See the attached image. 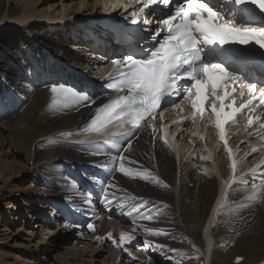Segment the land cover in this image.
<instances>
[{"label":"bare ground","instance_id":"6f19581e","mask_svg":"<svg viewBox=\"0 0 264 264\" xmlns=\"http://www.w3.org/2000/svg\"><path fill=\"white\" fill-rule=\"evenodd\" d=\"M125 3L124 0H115L112 9L103 5V12L94 16V20H86L87 24H84L83 33L95 28L90 25L91 23L98 21L100 24L104 13L116 18L128 16V12L132 9L129 8L128 12H124L122 5ZM8 4L10 3L7 0H0V22H8L0 25V98L9 102L7 110L0 112V155L6 153L5 156H2L7 158L10 153V157H12L16 148L27 144L31 151H34L36 162H30V165L26 167L20 164L17 167V162L14 163L15 160H11L10 163L5 162L3 166L0 162V172L6 170L5 172L8 173L7 171L11 172L12 170L15 173L14 179H18L20 183L27 180V184L22 190L11 186V182L9 186H0V206L3 201H11L20 205V207L8 206L11 211L3 212V214H8L5 222L14 227L15 221H17L16 211L22 210L26 211L27 223L30 228H33L27 232L20 228L17 232L18 238H22L21 232L30 236L25 240L26 246L23 251H12L9 245L3 244V248H0V264H33V260L38 258H41L40 262L47 264L53 256L52 264H112L108 257L103 255L106 250L102 248V245L92 247L94 250L90 251L76 250V247H64L62 241H70V238H75L77 241L74 244L81 246V242L85 241L91 232L105 237L110 232L117 240L122 232L135 237L126 247L132 251L137 260H129L127 256V260H125L127 253L123 251V248H119L118 257L112 259L114 264H133V262L163 264L159 262L161 260L173 264L172 260L167 259L163 253L154 248L144 247L147 250V256L131 249L134 246H139L138 249H140L144 246L145 239L152 244H165L167 248L175 249L177 253L187 254L178 257L183 264H264V206L257 204L250 209L243 210L241 215L246 216L247 222L236 221L231 224V229L229 227L231 218L227 214L217 215V202L225 193L226 181L230 180L232 172L231 159L221 149L218 132L213 124L205 122L193 129L188 121H184L178 124V127L183 124L184 129L187 127L191 129L190 132L197 131L196 137L199 146L205 149V157H201V159L210 162L209 166L217 173V176L212 170H206L197 164L192 165L189 155H187L189 159L186 158L187 147L182 146L180 140L176 141L177 129L172 130V125L173 121L181 120L188 114L178 113L172 109L165 110L163 118L160 117L157 122L155 129L160 140L156 139L151 131L143 128L139 138L133 140L132 149L124 153L138 161L137 164L126 162V167L134 171L147 170L152 173V177L145 180L139 177L134 178L132 175L125 176L119 171L110 173L102 167H96L97 163L106 161L107 158L102 155H91L85 149L93 142L102 143L104 137L87 138L91 142L85 145L58 140L61 137L65 140L70 139L73 135L82 136V133H75L89 120L91 109L81 107L77 111L69 107L57 111L56 108H60V105L50 109L51 93L48 86L63 84L86 93L84 87L87 86L91 96L102 97L97 101L98 104L107 102V99L100 94L102 84L97 81L96 77L99 76V73L101 78L107 77L108 73L112 71V65L106 66V63L101 62L98 58H113L117 56L119 49L113 46L97 49L92 45L91 38L94 36L110 40L112 34L99 27L97 30L103 34H83L87 37L88 42L81 44L79 41L80 49L87 52L86 48H92L91 50L99 52L98 56L93 55L98 57L95 58L99 60V67L92 69L90 66H86L81 57L73 56L67 50L68 43L65 42L63 30L49 24L40 26V21L50 19L49 16L43 17V13L30 8H20L17 5ZM21 19L28 23L30 20H39L40 23L33 22L26 26L12 24L22 21ZM75 31V29L72 30L73 38L76 34ZM100 66H102V70ZM93 74L96 75L95 78ZM95 107L96 105L92 106L93 109ZM18 110L19 112H16L17 114L11 118L13 112ZM162 121L164 123L169 121V123L162 125ZM165 125L168 126L167 138L169 144L172 145L171 148L164 144L163 129ZM6 131H9L11 146L14 145L10 152L5 151L8 143L2 137ZM66 132H71L73 135L65 138L61 133ZM228 132L237 160L238 176L246 171V167H244L246 164H240L244 156L240 160L237 154V145L241 140L248 142L252 139L250 140V137L245 134L244 122L230 126ZM201 135L204 136L203 140L199 138ZM194 143L195 141H190L189 146L193 147ZM256 146L258 145L256 144ZM191 150L193 151V149ZM16 154L20 155L18 150ZM25 155L28 154H24L22 157L24 158ZM243 176L246 175L243 174ZM89 177L97 179L93 181ZM104 180L115 185L114 188L108 189L109 197L113 199L110 208L104 207L101 195L100 185ZM73 182L77 185L75 189L71 187ZM88 184L100 192V198L91 197L92 207L84 204L81 199L89 195ZM30 194L33 195L34 202L46 206L41 208L42 206L34 207L31 203L28 204ZM244 195L241 191V200ZM22 202L23 204H21ZM141 202L146 207L141 208L140 213L154 212L159 209L162 214L154 217L153 221H148L139 219L140 214L133 213V216L137 217L136 222L133 223L132 217L128 216L126 212L133 204L139 205ZM76 205H79V208ZM49 209L52 210L51 217L53 219H41L40 215L44 212L43 210ZM65 210L80 214L83 221L80 225L74 218L68 220L73 225L66 226L68 230L61 233L60 230H53L51 227L57 228L56 220L62 217ZM32 212L33 215H31ZM93 213L96 214V217H93ZM99 217H103L101 221H99ZM115 217H119V226L112 220ZM33 220H39V222L34 225ZM123 222L130 223L132 226H121ZM87 223H93L94 230L87 229ZM144 226L163 229L169 235L149 236L143 231ZM9 230L6 228L4 232L7 233ZM237 232L239 235H236ZM59 234L67 236L59 238ZM136 240H138L137 243H135ZM170 245L172 246L169 247ZM192 245L200 250L199 254L195 252ZM62 250L65 251L62 252ZM43 254L46 257L43 258ZM175 254L168 253V255ZM196 255H199L198 261ZM86 257L88 258L86 259ZM148 257H153L156 261L153 262V259ZM238 258L242 259L238 261Z\"/></svg>","mask_w":264,"mask_h":264},{"label":"snow or ice","instance_id":"6c2138e0","mask_svg":"<svg viewBox=\"0 0 264 264\" xmlns=\"http://www.w3.org/2000/svg\"><path fill=\"white\" fill-rule=\"evenodd\" d=\"M122 7L124 12L132 9L125 19L130 17V24L136 27L129 28L122 23L110 26L115 42L121 45L120 54L111 60L112 71L108 73L111 79L104 85L114 98L98 104L100 96L53 84L48 86L49 108L60 105L57 111L69 107L77 111L81 107L91 109L89 120L75 133L85 134L86 139L77 143L85 145L87 138L104 137L102 143L93 142L85 149L91 155L107 158L95 166L145 180L152 177V173L126 167V162L137 164L138 161L124 154L132 149L133 140L139 138L143 122L149 121L147 126L152 127L154 133L156 129L151 121H155L158 114L163 118V111L171 108L178 113H189L173 121L174 124L188 121L193 129L205 122L213 124L231 159L232 172L230 180L226 181L225 193L217 202V215L227 214L231 218L230 229L236 221L247 222L241 212L264 200V172H259L257 166L250 169L249 179L237 176V160L228 144L226 126H236L243 121L247 136L264 142V51H260L264 50V0H126ZM154 22V27H146ZM8 103L0 98V112L7 110ZM162 103L165 109L161 108ZM93 105H96L94 109ZM163 131L164 144L171 148L167 125ZM197 134V131L191 132L193 136ZM61 135L68 138L73 133ZM199 138L203 140L204 136ZM248 146L250 151L244 155L259 153L264 164V144L259 148ZM71 187L75 189L76 183ZM114 187L108 181L100 185L105 208L113 204L108 189ZM241 191L248 193L243 200ZM91 197L89 193L81 199L92 207ZM144 207L141 202L127 210L133 223L137 219L133 213L148 221L162 214L159 209L140 213ZM86 227L94 230L93 223H87ZM143 231L153 237L169 235L163 229L147 226ZM106 238L117 248H123L127 258L137 260L126 247L135 239L133 235L122 232L117 240L109 232ZM144 247L160 251L173 264H183L178 257L187 255L165 244H152L147 239ZM192 247L200 253L195 245Z\"/></svg>","mask_w":264,"mask_h":264},{"label":"rangeland","instance_id":"374dc122","mask_svg":"<svg viewBox=\"0 0 264 264\" xmlns=\"http://www.w3.org/2000/svg\"><path fill=\"white\" fill-rule=\"evenodd\" d=\"M96 1L95 0H7V2L10 3L8 5H12L13 4V5H17L20 8H30L31 10H35L36 12L43 13V17L44 16H49V18L51 19V20L50 19H45L44 21H40L41 23L39 22V20H32V21L30 20V22L28 23L25 20L21 19L22 21L13 22L12 24L17 25V26H26L28 24H33V22H36V23H40L41 25L37 24V25H40V26H45V25L49 24L52 27H56V28H59V29L63 30L65 32V42L68 43L67 50L70 52L71 55L77 56V57H81L83 62L86 63V66L87 67L90 66L92 69L93 68L96 69L97 67H99V64H100L99 60H97V59L94 60L95 57L92 56V55L91 56L90 55L89 56L84 55L85 52H83L84 53L83 55H80L79 50H81L80 49L81 45H79V41H81V44H85V43L88 42L87 37L86 36L84 37V35H83L84 27L87 24L86 22L90 21V20H94V16L96 17L97 15H99L100 12H103V5H105V7H107V8L111 7V9H112L114 4H115V0H96ZM81 2H82L83 5L81 4ZM95 5H96V7H95ZM87 7H89V8H87ZM51 16H52V18H51ZM3 23H8V22H6V21L0 22V25L3 24ZM71 23H73V24H71ZM82 25H83V27H82ZM68 28H70V30H68ZM73 29L76 30L75 31L76 34L74 35L75 36L74 38H73V33H72ZM109 64H110V61H107L106 62V66H108ZM100 67L102 68V66H100ZM93 77L95 78L96 75H94ZM98 82L101 83L100 81H98ZM16 112L18 113L19 110L13 112L11 118H13L17 114ZM175 121H179V120H175ZM168 123H169V121H168ZM177 128H179L180 130L177 131L176 141L180 140V143L182 144V146L184 145V147L185 146L187 147L186 148L187 149L186 158L189 159L188 156H187V155H189V157H190L189 161H191L190 163L192 165H194V164L196 165L197 164V165H200L202 168H205L206 170L211 171L212 169L209 166L210 162L209 161L205 162V160L201 159V157H205V151H204L205 149L201 148L199 146V142H198L197 137L191 135V132H190L191 129L190 128L188 129L187 127L184 129V125L183 124L178 127V124H174L173 123L172 130L173 129H177ZM151 134L156 139L160 140L157 131L154 132V133L151 132ZM154 134L155 135L157 134V135L155 136ZM81 135L82 136H74L73 135V136H71L70 139H65V140L61 137L58 140L64 141V142H70V143L78 144L77 143L78 141L86 139V136L83 133ZM2 137L8 143V145L6 146L5 151H9L10 152L12 150V148L14 147V145L11 146V138L9 137V131L8 132L7 131L4 132ZM193 137H194V139H193ZM192 140L195 141L193 147L189 146L190 141L193 142ZM250 140L251 141H248V142H245V140H243V141L239 142V144L237 145L238 146L237 147V150H238L237 154L239 155L240 160H241V157H243V156L245 157V158L243 157L241 162L239 160V162H240V164L241 163L246 164L244 166V167H246V171L243 173L246 176H243L242 173H241L242 176H241V174H238L239 177H242L244 179H249V177L251 176V173H250L249 170L252 169L253 167L254 168L257 167V165L259 166V172H261V171L264 172V164H261L262 157H261V155L259 153H252L251 155H248V156L244 155V153L250 151V148L248 147L249 144H251L252 146H256V144H257L258 146H256V147L259 148V147L262 146V143L264 144V142L257 141V139H255V137H250ZM89 142H91V140L88 139V143ZM32 148L34 149V146ZM186 149L184 148L185 151H186ZM191 149H193V151ZM17 150L19 151L20 155L16 154ZM194 150H195L196 153L194 152ZM33 152L31 151L29 145L24 144V145H21L18 148H16V150L13 153L12 157H10V153H9V156L7 157V158L10 157L9 159L4 158L2 156V155L5 156L6 153L5 154L2 153V155H0V162H1L2 166H3V165H5V162L10 163L11 160L12 161L15 160L14 163L17 162L16 163L17 167H19L20 165L26 167V166L30 165V162L31 163L32 162L33 163L36 162V159H34ZM189 152H190V154H188ZM222 153H223V151H222ZM222 153L219 152V154H222ZM24 154H28L27 156L25 155V157H24L25 159L22 157ZM243 165H241V166H243ZM5 171L6 170L0 172V186L1 185L9 186V183L11 182L12 183L11 186L16 187V188H18L20 190H22L25 187V185L27 184V180H23L22 183H20V181L18 179H14L15 173L12 172V170H11V172L7 171L8 173H6ZM212 171L217 176V173L214 170H212ZM258 177H259V175H258ZM258 177H257V179H259ZM250 183H251V181H250ZM81 190L84 191L83 188H81ZM81 190L78 189V191H81ZM28 192H30V191H28ZM247 194H248L247 192L243 191L244 197ZM30 195L31 196L29 197L28 204L31 203L34 207H38V206L41 207L42 206L41 208H44L46 206L45 204L41 205L38 202H34L33 200H35V199H32L33 195L32 194H30ZM21 198H23V197H21ZM23 201L26 202V200H24V199H23ZM263 203H264V200H262L259 203V205L264 206ZM21 204H23V202ZM12 205H15V207L16 206L20 207V205L18 203L16 204L15 202H11V201H3L1 206H0V248H3V244H7V246L8 245L10 246L12 251H18V250H22L23 251L25 246H26V241L25 240L29 239L30 236H27L26 234L21 232L20 234L22 235V238H18L17 237L18 236L17 232H18V230L20 228L23 229L24 232L31 231L33 228H30V226L27 223L28 219L26 218V216H27L25 214L26 211H22V210L16 211V216L15 217H17V221H15L14 227H12L10 224L8 225V223L5 222L6 216L8 214H3V212L4 211L6 213L8 211L10 212L11 210L8 209V206H12ZM43 211L45 213L44 212L41 213V215H40L41 219H43V218L53 219L51 217L52 216V212H51L52 210L51 209L43 210ZM33 212H35V211H33ZM33 212H32L31 215H33ZM46 214H47V216H46ZM102 218L103 217H99V221H101ZM112 220L114 222H116L118 224V226L120 225L119 217H115ZM65 221H66L65 220V216L63 214L62 217H59V219L56 220V222L58 223L57 224V228H55L54 226L51 227V228H53V230L58 229L62 233L64 231H66V229L68 230V228H66V226H72L73 225L71 222H68V221L65 222ZM33 222H34V225H35L36 223L39 222V220H37V221L33 220ZM67 223H68V225H67ZM122 225H124L125 227L132 226V225H130V223L126 224L125 222L121 223V226ZM6 228L10 229L9 231H7L8 234L6 232H4V229H6ZM49 231H51V230H49ZM76 233H78V232H76ZM59 235H60L59 238L67 236V235L64 236V234H59ZM96 237H101V239L97 240ZM75 241H77L75 238H70V241L63 240L62 242H63L64 247H67V246L70 247V248H75L76 247L75 248L76 250H82V251H83V249L84 250H89V251L90 250H94L92 247H96V246H101L102 245V248L106 250V253H103V255L105 254L104 256L108 257V260L110 262H112V264H114L112 259L114 260V257H118L117 254H119V248H117L115 245H113L111 243V241L108 240L105 236H102L101 234L99 235L96 232H91L89 234V236L87 237V239L85 241L81 242L82 243L81 246L80 245H78V246L75 245L74 244ZM137 241L138 240H136L135 243H137ZM171 246L172 245H170L169 247H171ZM138 248H139V246L131 247V249H133L134 252H139L140 254H143V256H145V255L147 256L148 255L146 253L147 250L144 248V246L140 247V249H138ZM64 251L65 250H62V252H64ZM143 252H145V253H143ZM42 256H43V258L46 257V255H44V254ZM126 256L127 255L125 254V260H127ZM52 258L50 259L51 261H49V263H47V264H52L53 263L52 260H54V256ZM87 258L88 257H86V259ZM148 258H150V257H148ZM40 259L41 258L34 259L33 260V264H45L44 262L43 263L40 262ZM128 259L132 260L130 258H128ZM150 259H153L152 260L153 262L156 261V259H154L153 257H151ZM43 260H45V259H43ZM159 262L163 263V264H171V263L166 262L164 260H161ZM134 263L138 264L136 262H133V264Z\"/></svg>","mask_w":264,"mask_h":264}]
</instances>
